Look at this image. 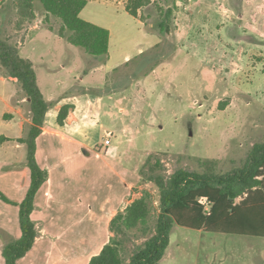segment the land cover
<instances>
[{
  "label": "rangeland",
  "instance_id": "rangeland-1",
  "mask_svg": "<svg viewBox=\"0 0 264 264\" xmlns=\"http://www.w3.org/2000/svg\"><path fill=\"white\" fill-rule=\"evenodd\" d=\"M21 1L0 0V38L32 62L49 104L46 121L58 124L68 105L69 124L82 125L65 155L58 136L50 142L60 151L57 162L68 157L70 171L85 170L77 182L90 189L92 206L83 223L77 211L39 210L35 246L19 264H85L112 235L115 211L144 191L152 228L160 191L140 175L147 158L159 159L166 175L209 165L224 173L242 167L264 141V0H151L136 17L125 11L127 0H87L80 17L110 32L103 56L70 44L39 1L28 13ZM30 122L25 92L0 64V135H25ZM17 138L2 140L0 170L10 155L20 159L21 147L12 151ZM142 240L134 232L126 245ZM160 263L264 264V238L174 224Z\"/></svg>",
  "mask_w": 264,
  "mask_h": 264
},
{
  "label": "trees",
  "instance_id": "trees-1",
  "mask_svg": "<svg viewBox=\"0 0 264 264\" xmlns=\"http://www.w3.org/2000/svg\"><path fill=\"white\" fill-rule=\"evenodd\" d=\"M35 1L41 3L46 14L61 21V27L69 32L70 44L81 47L89 55L107 54L109 30L79 15L87 0H22V13L32 11ZM150 2L127 0L125 11L136 17L137 11ZM166 13L170 15L171 9ZM167 19H161L159 23L161 32L167 28ZM0 64L7 76L25 92L31 112L26 134L15 139L26 148L25 165L30 171L28 190L21 202L11 200L0 191L1 200L19 207L21 235L14 238L0 229L4 264H18V260L32 249L38 237L31 214L35 208V195L49 174L36 161V138L42 131L49 104L40 88L32 62L21 57L18 49L2 38ZM68 109V105L61 106L57 114L59 125H63ZM2 140L8 138L1 135L0 142ZM163 170L160 160L152 161L151 157L140 169V175L153 182L160 191V210L153 227L149 225L151 194L144 191L111 218L108 227L112 235L87 264H161L174 224L204 232L264 238V141L251 149L242 167L228 172L216 173L210 165L201 172L179 168L166 175ZM238 198L240 200L237 201ZM200 199L207 200L208 210L200 203ZM134 232L140 233L144 240L128 248L126 242Z\"/></svg>",
  "mask_w": 264,
  "mask_h": 264
},
{
  "label": "crops",
  "instance_id": "crops-1",
  "mask_svg": "<svg viewBox=\"0 0 264 264\" xmlns=\"http://www.w3.org/2000/svg\"><path fill=\"white\" fill-rule=\"evenodd\" d=\"M46 117L44 120L42 131L39 134V136L36 138L35 157L39 166L49 171V176L48 179L42 184V186L39 188L38 192L35 195L34 198L35 208L31 214L32 220L35 223V221L37 220V214L39 213V210L42 213H47L49 208L51 212V208L55 206L59 211L62 212L69 213L70 211H77L81 215V217H79L82 218L80 220L81 223H83L85 220L89 221L90 219L89 216L92 206L91 204L92 197L90 199V194L92 195V193L90 192V189H88V191L84 189V183H80V181L77 182V180H79L81 176L85 175L84 174L85 170L83 169V167H81L79 169L70 171V168L66 162L68 157L62 160V162L64 163L57 162L60 151L59 149L58 150L55 149L50 142L53 137L58 136L60 141H62V145H63L61 152L63 155H65L66 151L68 152V147H69L68 142L71 143L75 141L73 135H77L79 137L82 136L80 135L81 134L80 127L82 125L78 127L77 125L80 123L77 122L78 123V124L76 123L77 125L75 124V126H71V124H69V119L71 117L70 114L66 116L63 125H59V124L53 125L51 123H48L46 121ZM3 136L9 139V140H4L5 142H10L11 141L10 139L16 137H22L24 135L22 136L19 135L16 137H8L6 135ZM76 139H78V137H76ZM4 141H1L0 145H3L5 143ZM17 144H18L17 146L12 147V151L14 152V149H17V147L19 148L21 147L20 148L21 157L20 159H17L15 157H12V155H10L9 164L7 166L4 165L3 169L0 170V191L3 192L11 200L15 202H21L30 184V171L25 164L21 166H15L18 163L23 164L22 161L25 162V154H26L25 145L22 143H17ZM84 152L86 154V150ZM106 168H114V167H112V165L109 162V166H107ZM105 169H101V170L104 171ZM103 171H99V172H103ZM99 172H94L92 173V175L98 174ZM72 173L73 176L71 177ZM92 175H90L91 180H92ZM89 182H90L89 186H91L92 181ZM123 184L125 185V183ZM90 188L93 189L92 187ZM99 198L101 200L100 196ZM75 200L77 202H75ZM108 201H109V205H114L117 201V197H115V200L113 201H111V199L109 198ZM18 212H19V207L17 205L6 203L0 199V229L6 231L14 238H18L21 235V230L18 221ZM117 212L115 211V214ZM35 242L32 249L35 246ZM32 249L24 257L18 260V264L21 260L27 257V255L32 251ZM89 259L85 264L88 263ZM0 264H4V259L2 257L1 239H0Z\"/></svg>",
  "mask_w": 264,
  "mask_h": 264
},
{
  "label": "built area",
  "instance_id": "built-area-1",
  "mask_svg": "<svg viewBox=\"0 0 264 264\" xmlns=\"http://www.w3.org/2000/svg\"><path fill=\"white\" fill-rule=\"evenodd\" d=\"M105 141H106V143H108V142H109V138L106 137V138H105ZM200 203L203 204V205L205 206V209H206V210L209 209L208 202H207L206 199H200Z\"/></svg>",
  "mask_w": 264,
  "mask_h": 264
}]
</instances>
